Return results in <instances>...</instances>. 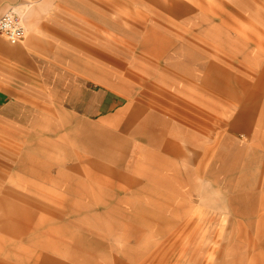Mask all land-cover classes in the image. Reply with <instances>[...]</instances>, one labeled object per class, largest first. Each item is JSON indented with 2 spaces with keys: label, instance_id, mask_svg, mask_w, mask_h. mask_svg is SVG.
Instances as JSON below:
<instances>
[{
  "label": "rangeland",
  "instance_id": "obj_1",
  "mask_svg": "<svg viewBox=\"0 0 264 264\" xmlns=\"http://www.w3.org/2000/svg\"><path fill=\"white\" fill-rule=\"evenodd\" d=\"M7 11L0 264H264V0Z\"/></svg>",
  "mask_w": 264,
  "mask_h": 264
},
{
  "label": "crops",
  "instance_id": "obj_2",
  "mask_svg": "<svg viewBox=\"0 0 264 264\" xmlns=\"http://www.w3.org/2000/svg\"><path fill=\"white\" fill-rule=\"evenodd\" d=\"M264 74V67L263 71L260 73V76ZM262 78H259V82H261ZM55 88H57L59 91H56ZM55 93H63L66 96H62L63 100H68V94H71L72 92H78L80 90V87L78 86V83L68 86V87H54ZM2 95L0 96V108L4 107H10L11 105L15 104L9 97V93L7 91H1ZM83 100V98H82ZM85 110L87 115H95L101 110V100L99 97L95 96L94 94L91 95L89 98V102H87Z\"/></svg>",
  "mask_w": 264,
  "mask_h": 264
},
{
  "label": "built area",
  "instance_id": "obj_3",
  "mask_svg": "<svg viewBox=\"0 0 264 264\" xmlns=\"http://www.w3.org/2000/svg\"><path fill=\"white\" fill-rule=\"evenodd\" d=\"M0 33L5 35L12 44L23 41L25 38V27L21 17L14 11H7L1 15Z\"/></svg>",
  "mask_w": 264,
  "mask_h": 264
},
{
  "label": "bare ground",
  "instance_id": "obj_4",
  "mask_svg": "<svg viewBox=\"0 0 264 264\" xmlns=\"http://www.w3.org/2000/svg\"><path fill=\"white\" fill-rule=\"evenodd\" d=\"M31 6V5H30Z\"/></svg>",
  "mask_w": 264,
  "mask_h": 264
}]
</instances>
